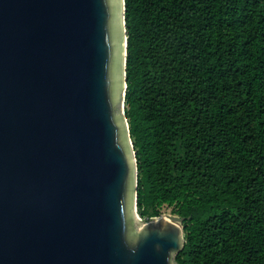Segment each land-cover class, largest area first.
<instances>
[{"label": "water", "instance_id": "95a60500", "mask_svg": "<svg viewBox=\"0 0 264 264\" xmlns=\"http://www.w3.org/2000/svg\"><path fill=\"white\" fill-rule=\"evenodd\" d=\"M125 55L124 0H0V264H174L181 217L133 225Z\"/></svg>", "mask_w": 264, "mask_h": 264}, {"label": "trees", "instance_id": "16d2710c", "mask_svg": "<svg viewBox=\"0 0 264 264\" xmlns=\"http://www.w3.org/2000/svg\"><path fill=\"white\" fill-rule=\"evenodd\" d=\"M135 206L176 264H264V0H124Z\"/></svg>", "mask_w": 264, "mask_h": 264}, {"label": "rangeland", "instance_id": "374dc122", "mask_svg": "<svg viewBox=\"0 0 264 264\" xmlns=\"http://www.w3.org/2000/svg\"><path fill=\"white\" fill-rule=\"evenodd\" d=\"M123 120V119H122ZM124 121V120H123ZM129 145V144H128ZM129 149H130V153H131V155H132V148H131V145H129ZM132 150V151H131ZM134 177H135V175H134V173H133V202H132V213H133V225H134V228L136 229V230H138L141 226H143L146 222H148L149 220H152V219H154V218H149V219H144V218H141L138 214H137V212H136V208H135V205H134ZM161 214H163V215H165L167 218H169L168 217V215H173L172 213H171V210H170V207L169 206H162L161 208H160V214L159 215H161ZM158 215V216H159ZM174 261V260H173ZM174 264H176L175 262H174Z\"/></svg>", "mask_w": 264, "mask_h": 264}, {"label": "bare ground", "instance_id": "6f19581e", "mask_svg": "<svg viewBox=\"0 0 264 264\" xmlns=\"http://www.w3.org/2000/svg\"><path fill=\"white\" fill-rule=\"evenodd\" d=\"M157 218L169 219V218H167L165 215H159V216H157Z\"/></svg>", "mask_w": 264, "mask_h": 264}, {"label": "built area", "instance_id": "2783aa9c", "mask_svg": "<svg viewBox=\"0 0 264 264\" xmlns=\"http://www.w3.org/2000/svg\"><path fill=\"white\" fill-rule=\"evenodd\" d=\"M155 217H157V216H154V217H152V218H155Z\"/></svg>", "mask_w": 264, "mask_h": 264}]
</instances>
